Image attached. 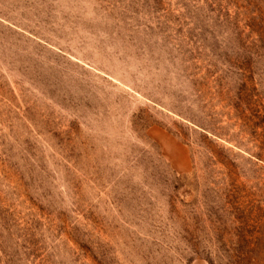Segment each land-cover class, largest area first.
<instances>
[{"label": "rangeland", "instance_id": "1", "mask_svg": "<svg viewBox=\"0 0 264 264\" xmlns=\"http://www.w3.org/2000/svg\"><path fill=\"white\" fill-rule=\"evenodd\" d=\"M0 264H264V0H0Z\"/></svg>", "mask_w": 264, "mask_h": 264}]
</instances>
